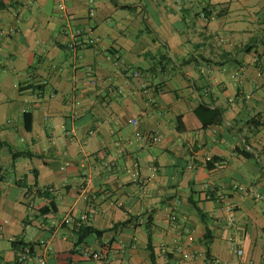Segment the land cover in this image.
<instances>
[{
    "label": "crops",
    "instance_id": "0c3cea01",
    "mask_svg": "<svg viewBox=\"0 0 264 264\" xmlns=\"http://www.w3.org/2000/svg\"><path fill=\"white\" fill-rule=\"evenodd\" d=\"M0 4V264H264V0Z\"/></svg>",
    "mask_w": 264,
    "mask_h": 264
},
{
    "label": "trees",
    "instance_id": "16d2710c",
    "mask_svg": "<svg viewBox=\"0 0 264 264\" xmlns=\"http://www.w3.org/2000/svg\"><path fill=\"white\" fill-rule=\"evenodd\" d=\"M0 7H2L1 4H0ZM202 12L205 14V17H206L205 20H207V21L210 20L209 17H208L210 15L208 10L207 11L203 10ZM219 16H220V13L217 12L214 18L219 17ZM195 115L201 121L203 129H206L210 125L220 124L222 122V117L219 114V111H216V112L215 111H210V110L206 109L204 106H198V108L195 110ZM25 118L28 119V116H26ZM25 128L27 130L30 128V126L28 124V121H26V123H25ZM181 130H183V128ZM244 155L247 156L248 158L253 157L252 154L247 153V152L244 153ZM19 156H21V153H12V158L13 159L16 158V157H19ZM215 162H218V161L215 160ZM212 166H213V163H207L206 164L207 169H210ZM197 212H198V215H199L200 219L204 221L205 214L200 209H197ZM149 230H150V228L147 229V250L149 252V257H150L151 264H155L154 249H153L152 238H151L152 236H151V233H150ZM78 233H79V237L81 239L84 238L86 235L91 234V233H94L97 236H101L102 235V231H96V230H94V229H92L90 227H83V226L78 229ZM203 240H204V246H205V249H206L207 258H209L208 250H209V246H210L211 241H212V237H211V234H210V231H209L208 228H206V230H205V234H204ZM12 247L16 251H18V254H19V252H21V250L24 247H28L29 254L31 256L33 254L32 246L29 245V244L22 243L21 241L12 242Z\"/></svg>",
    "mask_w": 264,
    "mask_h": 264
},
{
    "label": "built area",
    "instance_id": "2783aa9c",
    "mask_svg": "<svg viewBox=\"0 0 264 264\" xmlns=\"http://www.w3.org/2000/svg\"><path fill=\"white\" fill-rule=\"evenodd\" d=\"M208 12H209V18L210 17H215V15H216V13H217V11L215 10V9H210V10H208ZM200 16L203 18V19H205L206 17H205V14L202 12L201 14H200ZM70 47L72 48H74V46H72V44L70 45ZM225 211L228 213V212H230V209L227 207V208H225ZM86 220V216L85 215H83V216H81L80 218H78L76 221H74V222H72V220L70 219V218H65L64 219V224H66V225H68V224H73L74 225V227H75V229H79L80 227H82V224H83V222ZM229 222H232V220H230ZM28 247H24L22 250H21V252H19V254L17 255V257H16V262H17V264H23V263H25V262H27V261H29L31 258H32V256L29 254V252H28ZM236 254H237V256L238 257H240L241 255H242V251L240 250V249H237L236 250ZM92 258H94V259H99L100 258V255H98V254H95V253H92L91 255H90ZM35 264H45V261L44 260H40V259H37V260H35Z\"/></svg>",
    "mask_w": 264,
    "mask_h": 264
}]
</instances>
